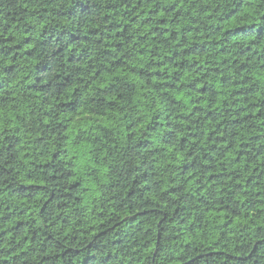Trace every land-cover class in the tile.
<instances>
[{"label": "trees", "instance_id": "obj_1", "mask_svg": "<svg viewBox=\"0 0 264 264\" xmlns=\"http://www.w3.org/2000/svg\"><path fill=\"white\" fill-rule=\"evenodd\" d=\"M0 264H264V0H0Z\"/></svg>", "mask_w": 264, "mask_h": 264}]
</instances>
